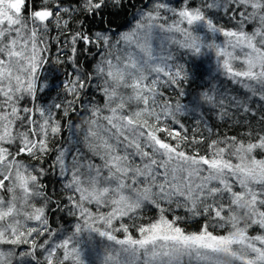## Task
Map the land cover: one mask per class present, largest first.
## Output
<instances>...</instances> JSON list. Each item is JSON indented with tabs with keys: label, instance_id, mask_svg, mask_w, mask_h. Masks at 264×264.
<instances>
[{
	"label": "snow or ice",
	"instance_id": "snow-or-ice-1",
	"mask_svg": "<svg viewBox=\"0 0 264 264\" xmlns=\"http://www.w3.org/2000/svg\"><path fill=\"white\" fill-rule=\"evenodd\" d=\"M131 2L0 0V264H264V0H142L127 30L86 27ZM185 56L214 57L212 80L243 91L210 80L191 106L166 95H190ZM65 62L58 89L42 79ZM49 88L71 99L46 106ZM205 105L243 136L214 133ZM53 207L79 222L53 228Z\"/></svg>",
	"mask_w": 264,
	"mask_h": 264
},
{
	"label": "trees",
	"instance_id": "trees-1",
	"mask_svg": "<svg viewBox=\"0 0 264 264\" xmlns=\"http://www.w3.org/2000/svg\"><path fill=\"white\" fill-rule=\"evenodd\" d=\"M146 2V0H144ZM198 2V0H197ZM135 5V7H133ZM142 6V0H132L131 4H129L127 7L123 8L117 13L116 9H110V10H105L104 13V24H100V18L97 17L95 19H90L86 22V27L91 28L92 30H97L100 29L101 27H108V21H112V27L114 31L120 30H127L130 28L134 22H135V17L139 15L138 9ZM83 19V17H81ZM226 22V21H225ZM73 29L79 27L78 24H73L72 25ZM53 36L57 34L56 31H53ZM55 47L56 45L53 44V52H55ZM65 51H69V49H65ZM94 51V50H93ZM189 57L185 56L184 60L181 62L187 61L189 63V67L196 72L197 74V80L195 83H193L189 88L188 91L190 95L186 97H177L176 96V91L173 88H168L166 91V95L171 96L173 99H180L182 103L189 104L191 106L192 102L191 100L194 99L196 92L193 91L195 90H200V86L204 85L208 81L212 80V77L209 76V69L208 65L206 63V59L204 57L202 58H197L195 61L192 59H188ZM79 63L82 65L84 69L91 70V66L94 62L93 57L89 53L85 52H80L79 54ZM73 72V68L70 64V62H65L63 65L56 64V63H50L48 64L43 73H42V79H46L49 83L55 80V83L57 85V89L59 88V85L61 82L65 79H68L69 73ZM203 77L200 79L199 77ZM216 82V85L221 87L225 86L223 89L228 88L230 92H233L236 94L237 91L242 92L243 89L239 88L238 85L233 84L227 85L229 81L225 79L223 76H219L218 79L214 80ZM223 82L222 84L220 82ZM236 90V91H233ZM89 96H92L93 93L89 92ZM71 99L70 96H66V94L62 93L60 94V98L57 99V91L49 88L45 90L43 93L40 94V102L47 105H50L53 102H63V100ZM96 99H99V95L96 94L95 96ZM205 108L208 109V111L204 112L203 119L207 122V124L213 128L214 133H218L219 135H240L243 136L245 129L239 125H235L233 120L231 119H224L221 120L218 118L216 111L212 110L210 106L205 105ZM200 117V112H197L195 116H188L186 118V123L190 128L196 127V125L193 123L195 119H198ZM72 120L75 123H79V116L75 115L72 117ZM202 127V125H201ZM206 135H211L209 133H205ZM70 136V133L67 129L65 128L64 131V139L67 140ZM49 189L50 194L53 197V200H55L58 203H66L65 196L67 193L65 192V189L62 186V183L58 182V178L54 173H50L48 176L44 178L43 181ZM64 193V195H61ZM183 215V213H180ZM155 215L153 210H149L146 214L145 219H150L153 218ZM50 220L52 222L53 228H61V227H68L73 224V219L74 217L71 215H68L64 210H56L55 207H53L52 212L49 213ZM187 227L190 230H196V224L193 220H189L187 222Z\"/></svg>",
	"mask_w": 264,
	"mask_h": 264
},
{
	"label": "rangeland",
	"instance_id": "rangeland-1",
	"mask_svg": "<svg viewBox=\"0 0 264 264\" xmlns=\"http://www.w3.org/2000/svg\"><path fill=\"white\" fill-rule=\"evenodd\" d=\"M162 40H166V38L165 37H163V34H161L160 36H158V37H156L155 39H154V41H153V44H154V47H159V45L161 44V42H162ZM188 59H191L190 57L188 58ZM206 59V60H205ZM203 60H205L206 61V63H207V65H208V69H209V76L210 77H212V75L210 74V72L211 73H214V71H215V60H214V57L210 60L208 57H204V59ZM212 83H214V84H216V82L213 80L212 81ZM227 85H233V83H227ZM223 86H221V88H222ZM225 87V86H224ZM223 87V88H224ZM222 88V89H223ZM225 89H227L229 92H230V90L228 89V88H225ZM232 94H234L233 92H232ZM195 98V97H194ZM193 101V99L191 100V102ZM77 222H79L78 220H77V218H75L74 217V219H73V224L71 225V226H68V227H61L60 229H62V231H66V230H68V229H71ZM93 244H94V246L96 247V249L97 250H99V248H100V244H101V242H100V240L99 239H97L96 241H94L93 242ZM86 256L90 259V261L92 260V259H94V256H93V254H92V252H91V248L88 246V245H86Z\"/></svg>",
	"mask_w": 264,
	"mask_h": 264
},
{
	"label": "bare ground",
	"instance_id": "bare-ground-1",
	"mask_svg": "<svg viewBox=\"0 0 264 264\" xmlns=\"http://www.w3.org/2000/svg\"><path fill=\"white\" fill-rule=\"evenodd\" d=\"M53 35V34H52Z\"/></svg>",
	"mask_w": 264,
	"mask_h": 264
}]
</instances>
